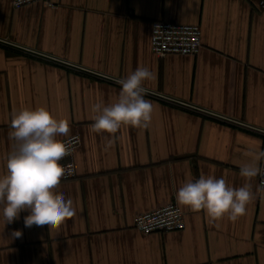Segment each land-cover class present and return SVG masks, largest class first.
<instances>
[{
  "label": "crops",
  "instance_id": "1",
  "mask_svg": "<svg viewBox=\"0 0 264 264\" xmlns=\"http://www.w3.org/2000/svg\"><path fill=\"white\" fill-rule=\"evenodd\" d=\"M51 1L13 9L0 0V175L15 146L13 111L46 107L69 122L59 140L82 138L77 177L55 189L75 215L49 231L25 227L27 210L5 224L0 206V264H264L258 175L255 199L235 222L210 223L178 204L184 230L144 235L134 226L137 214L177 202L188 180L243 186L247 153L264 151V0ZM156 20L200 25V52L158 57ZM141 66L154 77L144 85L151 124L122 126L109 146V134L89 131L92 106L115 102L117 81Z\"/></svg>",
  "mask_w": 264,
  "mask_h": 264
},
{
  "label": "clouds",
  "instance_id": "2",
  "mask_svg": "<svg viewBox=\"0 0 264 264\" xmlns=\"http://www.w3.org/2000/svg\"><path fill=\"white\" fill-rule=\"evenodd\" d=\"M148 67H138L127 77L117 81L121 86L115 102L105 106H92L93 123L90 133L109 134L107 144L111 146L115 134L122 126L146 129L152 121L154 106L145 98L148 89L145 82L153 79ZM10 137L14 140V150L6 160V173L0 175V206L3 220L10 224L19 218L22 211L25 227L47 225L49 231L59 229L65 221L75 215L71 200L55 189L60 184L65 168L60 161L69 150L57 137L66 136L69 122L57 119L46 107L35 109L24 107L11 114ZM249 163L241 166L240 176L245 178L241 187L229 186L224 178L200 176L186 181L176 192L177 203L192 212L203 211L210 223L225 216L233 222L246 214L247 206L255 199L251 181L257 175H264L258 162L264 160V151L250 150ZM14 238L22 237V232L12 233Z\"/></svg>",
  "mask_w": 264,
  "mask_h": 264
},
{
  "label": "built area",
  "instance_id": "3",
  "mask_svg": "<svg viewBox=\"0 0 264 264\" xmlns=\"http://www.w3.org/2000/svg\"><path fill=\"white\" fill-rule=\"evenodd\" d=\"M37 2L44 3L49 7L55 6L51 0H12L13 9ZM262 6L264 7V1ZM151 30L152 51L161 58L167 55H196L203 47L202 29L197 24L185 25L170 20H156L152 23ZM224 119L228 120V118ZM238 124L249 127L243 122ZM259 131L264 133V130ZM62 142L67 146L69 155L60 161V164L65 168V174L61 180L68 181L78 175L74 156L82 144V138L80 134H74ZM260 168L264 170V160H262ZM258 180L259 185L264 188V175H258ZM134 226L144 235L182 231L186 227L185 213L177 202L172 201L151 211L137 214L134 218Z\"/></svg>",
  "mask_w": 264,
  "mask_h": 264
}]
</instances>
